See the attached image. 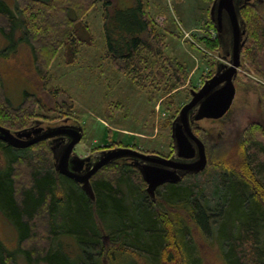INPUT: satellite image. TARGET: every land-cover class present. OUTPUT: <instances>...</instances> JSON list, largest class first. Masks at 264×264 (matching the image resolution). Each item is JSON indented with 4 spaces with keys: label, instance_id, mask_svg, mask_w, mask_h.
<instances>
[{
    "label": "trees",
    "instance_id": "16d2710c",
    "mask_svg": "<svg viewBox=\"0 0 264 264\" xmlns=\"http://www.w3.org/2000/svg\"><path fill=\"white\" fill-rule=\"evenodd\" d=\"M14 2L11 7L0 0L1 58L25 43L37 69L47 67L63 46L67 62L72 63L77 45L92 43L81 17L100 3L106 57L117 70L128 71L141 89H151L154 79L148 82L150 74L144 80L139 74L144 52L157 58L155 77L169 69L178 84L186 82L184 67L164 55V37L141 0H133L128 8L113 7L112 0ZM254 11L252 3L240 10L246 29L241 54L262 75L264 22ZM57 21V28L53 27ZM210 27L215 31L211 20ZM55 29H63L59 32L65 35L53 34ZM42 30L45 37L40 39ZM211 43L218 46L216 38L204 44ZM36 45L52 50L50 57L39 59ZM29 95L25 93L24 99ZM10 105L0 79V126L14 128L13 132L29 128L23 106ZM253 133L252 128L243 132L238 160L214 166L211 181L197 179L205 168L199 175L158 188L154 199L147 196L142 182H133L140 175L133 166L118 161L106 165L91 180L93 201L73 180L56 174L45 154L38 161L33 147L44 142L15 149L0 140L5 160L0 167V213L18 234L15 249L5 248L0 241V264H205L204 246L214 250V261L220 264H264V139ZM251 148L262 162H255ZM18 165H24L28 173L17 197ZM232 201L235 204L223 214ZM33 239L36 247H23ZM40 240L41 248L36 244Z\"/></svg>",
    "mask_w": 264,
    "mask_h": 264
},
{
    "label": "rangeland",
    "instance_id": "374dc122",
    "mask_svg": "<svg viewBox=\"0 0 264 264\" xmlns=\"http://www.w3.org/2000/svg\"><path fill=\"white\" fill-rule=\"evenodd\" d=\"M3 1L11 7L15 6L14 0ZM141 1L156 25V31L164 37V55L184 67L187 79L183 85L172 78L169 69L166 74L159 72L155 77L157 58L144 52L140 54L145 63L141 64L139 74L142 80L150 74L148 82L154 79L151 89H141L132 81L128 71L117 70L112 60L106 57L100 3L81 17L92 43L77 45L72 63L67 62L68 52H65L64 46L52 55L47 67L38 65V69L34 66L32 51L25 43H19L16 51L10 52L8 57L0 56V79L10 106H23L31 126L38 122L43 128L61 124L79 127L82 139L73 150L79 158L117 147L131 148L143 154L169 156L173 150V120L191 100V92L201 88L219 63H226L218 46L204 44L216 38L209 18L212 0ZM112 3L113 7L128 8L133 0H112ZM24 5L21 2L20 6ZM252 5L254 14L264 22V0H254ZM58 23L54 22L53 27L57 28ZM59 31L63 29H55L52 33L63 37L65 34ZM44 34L43 30L40 31V39L45 37ZM47 35L50 37V34ZM35 49L39 59L52 52L37 45ZM262 54L259 62L263 64ZM118 64L123 63L119 61ZM256 70L257 65L242 55L235 81V96L227 114L219 120H202L193 125L195 135L205 144L208 159L206 172L197 177L200 182H209L217 164L238 160L245 130L252 128L255 137L264 139V66L260 65L262 75ZM178 77L183 80L181 75ZM25 93L30 97L24 99ZM13 129H10L11 132ZM33 151L39 155L38 161L43 160L45 154L53 167L52 154L46 142L33 147ZM249 153L253 154L256 163L262 162L254 149L251 148ZM4 163V156L0 153V167ZM118 163L132 166L128 160H119ZM16 170L19 175L16 182L20 183L16 186L18 197L19 186L25 184L28 170L24 165L16 166ZM139 181L144 184L145 190L146 184L140 175L133 178L134 183L139 184ZM234 204L233 201L226 204L223 214ZM17 236L16 228L0 213V241L4 247L17 248ZM104 241L107 243L108 240ZM35 242L36 239H33L23 247H36ZM36 244L41 248L44 242L40 240ZM202 251L205 264H220L214 261L217 256L214 250L204 246ZM20 264L23 263L20 261Z\"/></svg>",
    "mask_w": 264,
    "mask_h": 264
},
{
    "label": "water",
    "instance_id": "95a60500",
    "mask_svg": "<svg viewBox=\"0 0 264 264\" xmlns=\"http://www.w3.org/2000/svg\"><path fill=\"white\" fill-rule=\"evenodd\" d=\"M252 0H214L210 8V20L217 33L220 48L223 47L222 32L228 31L231 39V61L229 65L217 67L212 77L205 80L198 91L191 92V100L179 111L171 124V140L175 152L174 159L158 155L143 154L131 148H114L95 155V162L83 174L82 167L68 169V160L75 146L82 139L79 127L60 126L43 130H22L11 132L0 126V140L15 149H26L39 142L61 139L68 142L64 151L57 155L53 151L54 169L57 173L73 180L82 191L94 200L90 179L102 167L119 160L131 159L142 180L145 192L151 199L156 190L164 184H176L185 175L195 176L207 166L205 146L193 133L192 125L202 120H219L229 111L235 96V80L240 67V53L245 42L246 29L240 16V9ZM77 158V157H76ZM80 163L84 160L77 158ZM75 163V161H71Z\"/></svg>",
    "mask_w": 264,
    "mask_h": 264
},
{
    "label": "flooded vegetation",
    "instance_id": "af4514ba",
    "mask_svg": "<svg viewBox=\"0 0 264 264\" xmlns=\"http://www.w3.org/2000/svg\"><path fill=\"white\" fill-rule=\"evenodd\" d=\"M252 1H254V0H252ZM252 1L250 2V3H252ZM241 10V9H240ZM209 16H210V14H209ZM215 36H216V39L218 38V36H217V33H216V31H215ZM230 35H229V32L228 31H225V32H222V34H221V39H222V42H223V47H222V49L220 48V46H219V43H218V48L221 50V53H222V60L223 61H225L226 63H219L218 65H217V67L218 66H220V65H229L230 64V61H231V49L229 50V46L231 45V39H230V37H229ZM217 42H218V40H217ZM242 52V51H241ZM241 56H242V54L240 53V67H241ZM217 67H216V69H217ZM239 67V68H240ZM239 70V69H238ZM216 71V70H215ZM215 73V72H214ZM237 75H238V73H237ZM213 76V75H212ZM211 76V77H212ZM237 79V78H236ZM236 81V80H235ZM42 124L41 123H38V122H36V123H34L32 126H30L29 128H26V129H24V130H31V129H35V130H37V129H39V128H41V129H43V130H48V129H50L51 127H49V126H46V127H42L41 126ZM194 125V124H193ZM193 125H192V130H193ZM60 126H68V127H77L76 125H64V124H61ZM60 126H56V127H60ZM53 128H55V127H53ZM193 133H194V131H193ZM195 134V133H194ZM199 138V137H198ZM200 139V138H199ZM201 140V139H200ZM202 141V140H201ZM43 142H46L47 144H48V146H49V148H50V151H51V154H52V160H53V151H52V149H55V153L57 154V155H60L63 151H64V149H65V147H66V144H67V142H68V139L66 138V140H63V139H61L59 142H56V141H54L53 139H51V140H47V141H43ZM203 142V141H202ZM203 144H204V142H203ZM172 145H173V143H172ZM204 146H205V144H204ZM173 149V148H172ZM108 150H112V149H108ZM108 150H104V151H108ZM103 151V150H102ZM99 152H101V151H99ZM99 152H96V153H94V154H91L90 156H87V157H85V158H79L74 152H72V154H71V156H70V158H69V160H68V169L69 170H72V168H74V167H78V166H80L81 165V167H82V169H81V171H80V173L81 174H83L85 171H87L88 170V168L89 167H91V165H93V163L96 161L95 160V155L97 154V153H99ZM205 153H206V159H207V152H206V147H205ZM175 152H174V149L172 150V153L169 155V156H166V157H163V158H165V159H174L175 158ZM153 155H156V154H153ZM159 156V155H158ZM79 158V159H81V160H84V162L83 163H80V162H77L78 161V159L77 158ZM75 161V163H72L71 161ZM123 160V159H122ZM126 160H128V161H131V164H132V166L137 170V168L134 166V164H133V160H131V159H126ZM207 162H208V159H207ZM53 169H54V160H53ZM54 171H55V169H54ZM138 171V170H137ZM55 173L56 174H58V175H61V174H59V173H57L56 171H55ZM61 176H63V175H61ZM187 176H191V175H185L184 177H182V179H181V181L185 178V177H187ZM65 177V176H64ZM141 177V176H140ZM67 178V177H66ZM93 178V177H92ZM92 178L90 179V183H91V180H92ZM142 179V178H141ZM143 181V180H142ZM144 182V181H143ZM165 185H167V183L166 184H164L163 186H165ZM160 187H162V186H160ZM159 187V188H160Z\"/></svg>",
    "mask_w": 264,
    "mask_h": 264
}]
</instances>
